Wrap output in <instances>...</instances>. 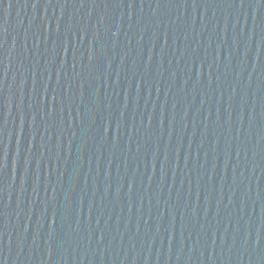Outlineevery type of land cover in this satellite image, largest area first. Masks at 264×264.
Instances as JSON below:
<instances>
[{
    "label": "water",
    "instance_id": "95a60500",
    "mask_svg": "<svg viewBox=\"0 0 264 264\" xmlns=\"http://www.w3.org/2000/svg\"><path fill=\"white\" fill-rule=\"evenodd\" d=\"M0 264H264V0H0Z\"/></svg>",
    "mask_w": 264,
    "mask_h": 264
}]
</instances>
